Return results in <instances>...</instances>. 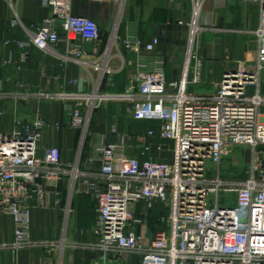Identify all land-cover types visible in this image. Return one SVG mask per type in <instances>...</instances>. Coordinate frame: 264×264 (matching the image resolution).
Segmentation results:
<instances>
[{
	"label": "built area",
	"instance_id": "2783aa9c",
	"mask_svg": "<svg viewBox=\"0 0 264 264\" xmlns=\"http://www.w3.org/2000/svg\"><path fill=\"white\" fill-rule=\"evenodd\" d=\"M204 1L192 0L196 13ZM235 1L258 7L259 27L254 32L258 43L256 59L254 64L238 62L235 69L227 70L214 94L186 92L185 77L190 62H194L192 84L200 83L202 68L195 44L201 29L186 24L192 33L186 52L185 77L180 82L167 81L164 63L159 58L151 70L148 65L137 63L136 74L122 96L99 94L103 80L100 76L92 95L75 97L85 102L89 111L98 108L104 100L127 101L132 120L158 123V133L149 130L147 139L173 143L171 163L151 159L137 162L128 158L132 136L119 133L115 127L111 128L116 138L114 144L101 137L93 148L91 161L100 164L94 171L80 168L79 157L74 165L65 164L55 147L43 149L39 156L48 123L38 114L32 120L17 121L10 133H0V215L10 217L14 226L13 243L2 244L0 248L16 254L37 247L30 234V203L44 198L42 182L68 179L71 194L90 195L96 202V242L92 249L98 256L90 264H124L132 256L140 257L143 264H264L261 160L264 96L258 91L264 80V0H213L216 7ZM44 4L52 9V18L35 32H26L25 40L3 41V47H14L21 55L18 62L9 58L2 60L0 66L14 64L20 69L28 61L30 48L48 51L56 45L60 41V29L69 53L80 65L111 75L113 70L107 66L109 51L85 62L82 60L85 52L77 43H93L94 54L100 43L98 25L90 19L72 16L67 0H44ZM11 27H23L16 15ZM158 44L155 38L144 46V51L154 53ZM124 45L132 52H139L140 44L132 38H127ZM251 87L256 89L254 94H249ZM168 90L178 91L168 94ZM64 127L79 132L84 143L89 122L78 105L71 110ZM60 128L55 125L56 130ZM238 147L251 149L253 162L248 177L223 180L219 167ZM150 149L160 152L162 147L145 148ZM76 183L80 184L74 189ZM140 202L147 210L156 203L169 210L167 218L161 220L166 228L157 231L147 245L134 232L137 221L131 208Z\"/></svg>",
	"mask_w": 264,
	"mask_h": 264
},
{
	"label": "crops",
	"instance_id": "0c3cea01",
	"mask_svg": "<svg viewBox=\"0 0 264 264\" xmlns=\"http://www.w3.org/2000/svg\"><path fill=\"white\" fill-rule=\"evenodd\" d=\"M67 3L72 16L94 21L100 31V43L94 54L85 53L82 60L90 62L97 54L109 51L107 66L113 70L111 75L80 65L78 59L69 53L60 29V41L48 51L30 48L28 61L20 65V69L14 64L0 66V133H10L17 121H29L38 114L48 123L42 134L39 156H42L43 149L55 147L67 165H74L79 157L80 168L97 170L100 164L91 161L93 148L101 137L108 144L116 142L111 134L112 127L119 133L132 136L127 148L128 158L137 162L151 159L165 163H171L173 159L172 142L146 138L149 130L158 133V123L132 120L125 100L117 101L130 119V124H124L125 127L114 124L108 130H93L92 137L88 131L83 144L79 132L64 127L71 110L77 105L83 116L88 114L86 103L75 97L92 95L96 84L93 86L91 74L95 73L97 81L103 76L104 87L112 89L105 95L122 96L136 74L138 62L148 65L151 70L155 61L161 58L167 81L180 82L185 77L186 52L192 33V28L186 24L201 29L195 44L202 59L199 84L191 83L194 62L188 66L185 77L187 93L214 94L227 70L235 69L238 62L254 64L256 59L258 43L254 32L259 27L256 5L235 1L216 7L213 0H205L196 13L192 0H67ZM15 15L23 27H11ZM51 18L52 9L44 4V0H0V62L9 58L18 62L21 55L14 47H3V41L25 40L26 32H35ZM113 35L116 42L112 44L110 38ZM127 38L139 42V52L126 48L124 41ZM155 38L159 40L157 48L154 53H146L144 46ZM77 43L82 46L85 42ZM262 76L264 78V73ZM263 82L258 88L261 96H264ZM177 91L168 90V94ZM255 91L251 87L249 94ZM55 125L61 128L56 130ZM156 146H161L162 150H145ZM79 184L76 183L74 189ZM41 187L44 198L30 203V234L37 247L16 254L0 248V264H90L98 256L92 249L96 242L94 227L97 222L93 197L83 193L71 194L68 179L42 182ZM131 210L137 221L134 232L143 238L144 244H149L157 231L166 228L161 220L167 218L169 210L164 205L156 203L147 210L140 202ZM13 241V221L0 215V246L10 245ZM138 258V264H143Z\"/></svg>",
	"mask_w": 264,
	"mask_h": 264
},
{
	"label": "rangeland",
	"instance_id": "374dc122",
	"mask_svg": "<svg viewBox=\"0 0 264 264\" xmlns=\"http://www.w3.org/2000/svg\"><path fill=\"white\" fill-rule=\"evenodd\" d=\"M114 34V33H113ZM113 35L110 39H114ZM106 39V38H105ZM92 75L93 86L97 82V76ZM264 84V82H263ZM112 89L104 87V83L99 89V94L105 95L107 91ZM110 94V92H107ZM122 99H113V100H104L100 103L98 108L91 109L88 112V122L89 126V136H93L94 131L98 130H108L114 124H119L124 126L130 124V119L128 116L124 115L122 111V105L117 103V101ZM95 123V126H94ZM125 124V125H124ZM115 126V125H114ZM97 133V132H96ZM99 133V132H98ZM262 151V164L264 165V147L261 148ZM253 156L250 148L238 147L233 150L231 155L224 159L219 167V172L223 180H244L248 177V174L252 168ZM211 167V166H210ZM210 171L213 172L214 168H210ZM222 205V204H220ZM138 256H132L129 258V261L124 264H138Z\"/></svg>",
	"mask_w": 264,
	"mask_h": 264
},
{
	"label": "water",
	"instance_id": "95a60500",
	"mask_svg": "<svg viewBox=\"0 0 264 264\" xmlns=\"http://www.w3.org/2000/svg\"><path fill=\"white\" fill-rule=\"evenodd\" d=\"M83 51L87 54H93V43L85 42L82 44Z\"/></svg>",
	"mask_w": 264,
	"mask_h": 264
},
{
	"label": "bare ground",
	"instance_id": "6f19581e",
	"mask_svg": "<svg viewBox=\"0 0 264 264\" xmlns=\"http://www.w3.org/2000/svg\"><path fill=\"white\" fill-rule=\"evenodd\" d=\"M94 96H95V95H94ZM94 96H93V97H94Z\"/></svg>",
	"mask_w": 264,
	"mask_h": 264
}]
</instances>
